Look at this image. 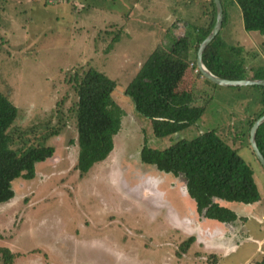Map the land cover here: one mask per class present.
Here are the masks:
<instances>
[{"label": "rangeland", "instance_id": "1", "mask_svg": "<svg viewBox=\"0 0 264 264\" xmlns=\"http://www.w3.org/2000/svg\"><path fill=\"white\" fill-rule=\"evenodd\" d=\"M222 3L220 36L228 47H240L234 59L249 73L264 72V35L247 33L239 7ZM210 10L208 0H0V93L21 113L10 131L12 148H55L35 179L16 180L15 198L0 205V248L17 256L14 264H253L264 257V168L247 136V122L259 110L256 88L209 83L196 78L191 63L177 91H192L203 116L165 138L154 136L125 95L150 54L194 35ZM89 68L116 83L122 122L109 157L81 178L74 169L79 147L69 74ZM52 128L60 135L50 137ZM210 131L251 167L261 200L225 202L244 219L228 224L222 238L195 239L184 251L193 235L175 225L169 210L195 222L185 183L143 164L141 152Z\"/></svg>", "mask_w": 264, "mask_h": 264}, {"label": "trees", "instance_id": "2", "mask_svg": "<svg viewBox=\"0 0 264 264\" xmlns=\"http://www.w3.org/2000/svg\"><path fill=\"white\" fill-rule=\"evenodd\" d=\"M208 1L211 10L205 14L207 23L194 35L186 34L173 39L167 48L154 50L125 89L135 111L150 121L156 138L182 132L203 116L204 108L194 105L192 91L177 90L190 64L196 65L198 48L215 25L216 7L213 0ZM220 2L224 24L226 12L222 0ZM232 3L241 11L244 30L264 35V0H232ZM221 30L203 54L205 67L225 80H264L263 71L251 69L249 73L244 62L234 59L233 53L240 51V47H228L220 36ZM69 75L76 96L79 147L74 169L82 178L113 151V138L120 132L122 112L113 99L116 83L104 73L89 68ZM196 78H202L200 72ZM251 87L260 93V99L258 112L247 122L248 138L254 123L264 116V86ZM20 116L19 109L0 93V205L15 198L13 183L16 180L35 179L37 166L55 153L53 146L46 145L12 148L15 138L10 131ZM59 135L60 130L54 128L49 134L50 137ZM256 143L264 157V124L257 131ZM141 162L163 174L182 178L185 197L201 219L233 224L244 218L225 207V202L253 205L261 200L253 170L215 131L191 141L181 140L162 151L144 148ZM194 241V237L186 240L183 250L187 251ZM16 257L9 249L0 248V264H14ZM253 264H264V257Z\"/></svg>", "mask_w": 264, "mask_h": 264}, {"label": "water", "instance_id": "3", "mask_svg": "<svg viewBox=\"0 0 264 264\" xmlns=\"http://www.w3.org/2000/svg\"><path fill=\"white\" fill-rule=\"evenodd\" d=\"M67 1V0H65ZM216 7V22L215 25L207 36V38L200 44L197 52V70L200 72L204 79L222 87H243V86H264V80H243V81H231L225 80L219 77L214 76L203 64V54L206 51L207 47L214 41L218 33L220 32L223 24V9L220 0H213ZM264 124V116L258 119L250 130V146L251 149L264 168V157L261 154L257 143L256 135L259 128Z\"/></svg>", "mask_w": 264, "mask_h": 264}, {"label": "crops", "instance_id": "4", "mask_svg": "<svg viewBox=\"0 0 264 264\" xmlns=\"http://www.w3.org/2000/svg\"><path fill=\"white\" fill-rule=\"evenodd\" d=\"M162 206V205H161ZM160 208H163L161 207ZM170 214L174 216V223L175 225H177V227L179 229H183L185 228L186 231L188 232L189 235H193L192 237H194L196 239V241L200 242V244L205 243V241H207L205 236H208V238H222L223 236L226 235V232L228 231L227 229V225L226 224H222L219 223L217 221H212V220H206L204 219V222L202 221L203 219H201L199 217V215L197 214L196 209L193 207L192 211L194 213V217H195V222H193L191 219L184 217L181 218L176 214H172V209L169 210ZM239 217V216H238ZM264 218V216H263ZM215 222L216 227L211 224ZM217 222V223H216ZM198 236V237H197ZM206 238V239H205ZM259 244H262L261 241L256 240ZM228 249V247H227Z\"/></svg>", "mask_w": 264, "mask_h": 264}, {"label": "built area", "instance_id": "5", "mask_svg": "<svg viewBox=\"0 0 264 264\" xmlns=\"http://www.w3.org/2000/svg\"><path fill=\"white\" fill-rule=\"evenodd\" d=\"M193 67H194V64H191V68H193ZM195 73H199V71L196 69Z\"/></svg>", "mask_w": 264, "mask_h": 264}]
</instances>
